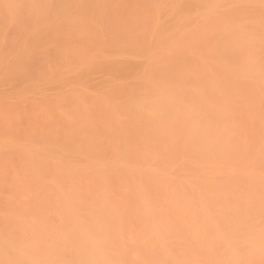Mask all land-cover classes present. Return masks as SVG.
Returning a JSON list of instances; mask_svg holds the SVG:
<instances>
[{
    "label": "bare ground",
    "instance_id": "1",
    "mask_svg": "<svg viewBox=\"0 0 264 264\" xmlns=\"http://www.w3.org/2000/svg\"><path fill=\"white\" fill-rule=\"evenodd\" d=\"M0 264H264V0H0Z\"/></svg>",
    "mask_w": 264,
    "mask_h": 264
}]
</instances>
